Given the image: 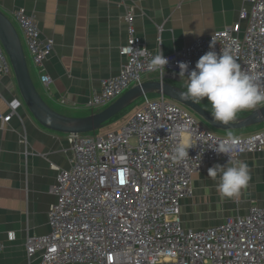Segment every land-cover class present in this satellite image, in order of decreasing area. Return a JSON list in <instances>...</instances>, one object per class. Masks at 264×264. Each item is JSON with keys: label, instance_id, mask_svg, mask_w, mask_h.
Masks as SVG:
<instances>
[{"label": "built area", "instance_id": "1", "mask_svg": "<svg viewBox=\"0 0 264 264\" xmlns=\"http://www.w3.org/2000/svg\"><path fill=\"white\" fill-rule=\"evenodd\" d=\"M243 5L236 23L164 56L168 63L157 71L150 67L155 55L135 33L133 9H127L126 42L119 51L124 62L117 76L102 81L85 109L94 113L106 108L148 74L157 73L159 79L166 73L179 76L180 62L194 69L198 59L212 50V41L217 53L230 50L242 71L258 75L264 84V0H243ZM11 20L30 65L40 68L52 52L53 40L41 37L36 19L24 9L16 10ZM10 71L0 45V76ZM39 81L44 87L50 83L46 75ZM142 99L112 129L67 136L71 160L66 170L54 168L49 231L26 236L27 260L38 257V264H264V207L251 203L246 214L204 229H184L180 221L181 201L192 196L191 176L228 160L214 148L232 143L235 159L264 153V130L241 137L217 136L162 95ZM15 106L0 115L1 123L11 118ZM167 128L190 130L195 146L189 149V158H172L175 141ZM2 250L0 244V254Z\"/></svg>", "mask_w": 264, "mask_h": 264}, {"label": "crops", "instance_id": "2", "mask_svg": "<svg viewBox=\"0 0 264 264\" xmlns=\"http://www.w3.org/2000/svg\"><path fill=\"white\" fill-rule=\"evenodd\" d=\"M243 6V0H0V11L10 19L24 9L36 19L41 37L53 40L52 52L40 68L27 62L44 100L72 117L86 116L85 104L99 92L102 81L118 75L124 62L119 51L126 42L127 9H133L135 33L146 48L166 56L233 25ZM41 75L50 79L46 87L39 81ZM156 79L151 73L142 81ZM181 79L171 73L163 77L186 91ZM13 105L11 118L0 122V264H38V257L27 260L25 238L48 233L54 168L68 169L71 156L67 135L44 129L30 115L11 69L0 76V115L9 114ZM237 159L248 165L251 176L238 200L264 207V153ZM225 163L207 165L191 176L192 196L181 201L184 229H204L226 218L220 211L231 200L221 198L218 179L208 177L209 168Z\"/></svg>", "mask_w": 264, "mask_h": 264}, {"label": "clouds", "instance_id": "3", "mask_svg": "<svg viewBox=\"0 0 264 264\" xmlns=\"http://www.w3.org/2000/svg\"><path fill=\"white\" fill-rule=\"evenodd\" d=\"M209 48L212 50L198 59L194 69L190 70L189 63L186 62L178 64L179 78H186V91L181 96L193 103H199L206 98L211 108L212 121L223 124L235 120L238 113L264 105V84L260 77L242 71L230 50L217 53L213 41ZM167 63V58L160 51L151 60L150 67L157 71L165 68ZM167 132L175 141L172 158L176 161L189 158V149L195 146L190 130L167 128ZM214 150L217 154L227 155L228 160L224 165L217 164L209 168L208 177L218 179L216 190L221 198H239L251 179L248 165L233 157L235 146L232 143L217 146Z\"/></svg>", "mask_w": 264, "mask_h": 264}, {"label": "water", "instance_id": "4", "mask_svg": "<svg viewBox=\"0 0 264 264\" xmlns=\"http://www.w3.org/2000/svg\"><path fill=\"white\" fill-rule=\"evenodd\" d=\"M0 45L10 63L24 106L41 127L51 132L67 136L95 133L134 101L148 95H162L192 111L209 126L222 132L246 129L264 122V105L252 109L228 124L213 122L211 115L199 103L186 101L181 96L184 91L165 82L163 78L140 82L96 113L81 117L66 116L53 110L38 91L31 77L20 35L11 19L2 11H0Z\"/></svg>", "mask_w": 264, "mask_h": 264}, {"label": "rangeland", "instance_id": "5", "mask_svg": "<svg viewBox=\"0 0 264 264\" xmlns=\"http://www.w3.org/2000/svg\"><path fill=\"white\" fill-rule=\"evenodd\" d=\"M16 28V27H15ZM17 30V28H16ZM18 32V30H17ZM19 33V32H18ZM20 35V34H19ZM157 74V73H155ZM172 74V73H171ZM145 77V76H144ZM144 77H142V80L144 79ZM181 83L184 84L185 80L181 79ZM149 98L153 99L155 98V95H148ZM143 102L142 98L137 99L136 101H134L128 108L127 111L125 112V114L123 115V117H119L116 121H113L107 125H105L101 130L97 131L96 133H100V132H104L107 129H111L114 126H116L119 122L123 121L126 117L130 116V114L137 109ZM202 107L208 112H211V108L210 105L207 103V99L205 98L204 100L199 102ZM179 106V104H177ZM181 107V106H180ZM183 109H185L187 112H189L205 129H207L208 131H210L212 134L217 135V136H222V137H241V136H245L248 135L251 132H259L261 130H264V122L254 126V127H250V128H246V129H240V130H236V131H227V132H222L219 131L215 128H212L211 126H209L205 121H203L201 118H199L198 116H196L192 111L188 110L185 107H182ZM247 111V110H245ZM245 111L238 113L237 117L242 116L243 114H245ZM90 114V112H87L84 115ZM78 117V116H75ZM248 206L246 203L242 202V199L236 198V199H232L231 201L227 202L222 210L220 211L221 213H223V215L228 218V217H234L237 214H239L240 216L244 215V211L248 209Z\"/></svg>", "mask_w": 264, "mask_h": 264}, {"label": "trees", "instance_id": "6", "mask_svg": "<svg viewBox=\"0 0 264 264\" xmlns=\"http://www.w3.org/2000/svg\"><path fill=\"white\" fill-rule=\"evenodd\" d=\"M184 91V90H183ZM200 104V103H199ZM201 105V104H200ZM127 111V109H125L124 111H122L121 113H119L118 115H116L114 118H112L110 121H108L105 125H107V124H109V123H111V122H113V121H116L119 117H123V115L125 114V112ZM94 113H96V112H94ZM210 114V113H209ZM127 118V117H126ZM125 118V119H126ZM115 127V126H114ZM113 127V128H114ZM112 129V128H111Z\"/></svg>", "mask_w": 264, "mask_h": 264}]
</instances>
